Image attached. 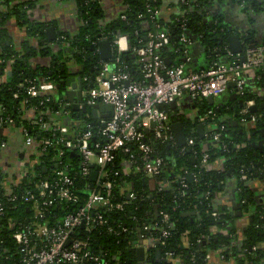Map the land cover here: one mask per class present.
<instances>
[{"label":"built area","instance_id":"1","mask_svg":"<svg viewBox=\"0 0 264 264\" xmlns=\"http://www.w3.org/2000/svg\"><path fill=\"white\" fill-rule=\"evenodd\" d=\"M145 1V13L139 15L144 30V43L141 46H132L127 34H115L111 40V58L108 60L100 58L99 65L93 69V74L86 73L85 64L74 58L80 51L65 42V35L60 36L64 42L59 43L58 32L73 35L77 30L68 31L64 27L57 30V38L51 46L54 49L53 45H56L55 51L63 49L65 58L69 60L67 66L71 68L70 71L76 73L74 77L81 76V82L75 89L81 90V96L77 94L74 100H70L61 93L62 90L57 87L56 81L45 77L40 78L38 83L32 82L26 87L30 97L40 99V105L55 99V111L52 109L48 112H39L38 106H32L24 114L26 119L39 122L41 130L49 131L50 135L39 137L28 135L24 128L11 126L13 119L0 112V128L6 136L0 144V168L3 169L1 161L10 146L9 133L12 130L22 134L26 148L19 162L21 166L16 170L18 172L13 176L5 172L6 176L0 178V194L4 195L0 197V221L6 213L8 202L22 201L28 205L29 212L23 220L8 221V228L11 230L8 239L5 227L0 222V264H10L15 254L19 255V264H121L120 254L110 257V251L102 245L94 248L90 238L97 232L101 237L107 234L119 239L125 237V234L133 233L134 230L138 233L135 234L134 240L128 241V244L135 252L139 247L145 248L144 264H152L149 262L150 251L158 248L164 250L163 255L157 258L159 261L172 260L173 252L166 249L167 238L173 229L170 214L160 211L159 220L153 218L149 222L137 225L119 219L117 216L126 211L128 204H133L137 200V194L129 191L128 199H120L109 166L115 163L120 153H127L128 163L123 168L125 174L136 172L144 174L151 191L174 187L173 181L170 184L169 181L165 183L164 179L158 180L167 170L169 162L158 153L156 143L171 145L177 143L173 128L175 115L193 121V126L184 125L186 143L178 145L179 155L188 153L198 161L197 165L201 172L213 170L207 143L201 151H192L195 133L197 125L202 123L207 126L205 135H211L213 141L218 142L227 129L225 121L220 123L217 120L214 109H208L204 115L200 110L198 114L194 113L195 110L193 113H187L179 104L183 98L188 97L192 108L197 109L196 103L203 99L210 96L217 98L231 90L239 97L245 96L249 80L261 78L257 71L264 74V40L258 43L244 40L242 37V50L238 53L232 52L225 40L221 48L217 46L212 49L203 44L209 51L208 64L202 68H190L189 65L194 60L192 49L194 40L188 31L187 10L181 6L188 4V1L179 0L180 14L176 21H180L182 30L179 36L180 47H170L171 35L160 22L162 20L160 7L152 5L156 0ZM100 2L104 6L105 0ZM232 5L239 10L247 7L244 1ZM219 7L220 3H215L210 6L211 12L207 13L216 16L214 13L216 12L218 16ZM190 8L198 10L195 5H190ZM128 9L129 6L123 0H116L114 18L126 19ZM260 16L264 20V16L262 14ZM217 19L214 22H217ZM105 38V35L101 34L98 42ZM98 42L95 49L100 55ZM168 46L171 53L177 55L175 58L180 57L181 61L170 59V55L164 52ZM219 52H223L226 58H220ZM124 54H132L137 59L135 68L124 60ZM50 62V58L30 59L33 67L49 65ZM63 74L61 71L59 80ZM6 78L5 72L0 82ZM231 83H234L233 89L230 87ZM260 89L264 98V86ZM15 97H18L17 93ZM172 102L177 103V111L170 113L164 106L171 105ZM242 103L239 114L243 121L258 120V117L264 115V109L260 116L251 110L252 106H256L254 99ZM75 104L78 105V109H74ZM99 104L112 105L113 111H101L98 108V115L94 117L92 110ZM85 107L87 111L83 110ZM46 113L51 115L50 121H46L44 117ZM244 146L245 144L241 145ZM50 147L57 150L50 159L54 168L50 172L46 170L45 172H48L46 176H35L32 171L37 160L33 159V156L46 154ZM75 162L78 164L77 169L72 168ZM71 169L74 172H71ZM181 169L182 172L175 175L174 181L180 184L178 191L183 194L188 187L190 175L195 180H198L199 176L190 171L188 166L183 165ZM94 170L97 171L95 180L91 176ZM241 179L250 180L247 173H243ZM129 186L126 185L125 189L128 190ZM17 188L21 190L17 191ZM124 190L120 193L123 194ZM245 202L246 200L242 199L241 203ZM153 207L155 211H159V206ZM193 212H198L196 204L193 205ZM113 213L117 216L112 217ZM130 217L133 221L138 218ZM152 228L160 229L161 235L153 236L150 232ZM217 231L218 229H214V232ZM183 238V244L189 246V241ZM10 243L15 244L17 250L13 251ZM224 250L225 248L207 252L205 260L209 261L216 253L224 258ZM174 262L179 264L178 259ZM137 264L141 262L138 260Z\"/></svg>","mask_w":264,"mask_h":264},{"label":"trees","instance_id":"2","mask_svg":"<svg viewBox=\"0 0 264 264\" xmlns=\"http://www.w3.org/2000/svg\"><path fill=\"white\" fill-rule=\"evenodd\" d=\"M69 5H76L79 24L77 31L71 35L66 32H58L59 43L64 40L60 38L65 35L67 43L73 48L80 51L76 53L74 58L85 64V72L93 74L95 66L99 65L100 55L96 52V45L104 34L106 38L113 40L115 34L124 33L129 36L132 46H141L144 43V30L141 24L140 14L145 13V0H123L129 6L126 12V19L117 17L106 20L105 9L100 0H62ZM188 4L181 5L187 10L188 31L192 36H198L199 39L214 49L222 47V39H226L232 33V29L227 27L224 19L219 15L217 22L211 23L209 27L206 24V16L210 15V6L215 3H224L226 0H187ZM232 4L241 3L244 1L247 5L243 12L252 17V14H262L264 16V0H231ZM39 0H0V78L4 73L11 72V78H6L0 82V112L6 114L13 119V127H21L27 131L28 135L32 136H48L49 131L41 130V125L35 120H29L24 117L26 110L32 106H38L37 111L48 112L55 111L56 101L40 105L39 98H32L26 92V87L33 83H38L39 79L45 77L58 83L59 75L62 71V65L67 66L69 60L65 58L63 49L55 51L47 35V28L51 25L57 27V22L38 21L32 17L33 10L38 7ZM180 4V3H179ZM156 7L162 5L161 0H156L152 3ZM190 5H195L198 10H191ZM254 13H251V11ZM14 21L20 30L25 32V37L21 43V49L15 46L12 32L9 27L10 21ZM163 27L169 30L171 38L169 40L170 47H180L179 36L182 32L180 21H165L160 20ZM214 30V31H213ZM138 32V34H137ZM254 33L251 32L250 38L253 39ZM264 37V36H263ZM248 38V41L251 40ZM34 40H38V45L33 44ZM264 40V38H263ZM37 42V41H36ZM96 42V44H94ZM260 43V42H259ZM209 54L208 49L206 50ZM166 54L170 55V59L181 61L180 57L171 53V48L164 49ZM222 54L223 52H219ZM34 57H42L43 59H51L49 65H37L33 67L30 59ZM70 59V58H69ZM124 60L132 66L137 65V59L132 54H124ZM261 78L259 80H249L248 90L245 96L239 97L243 102L248 99H254L257 109L254 114L260 116L263 114L264 98L255 95L254 87L262 88L264 86V74L257 71ZM18 97H15V94ZM237 104H240V102ZM202 115L208 109H214L217 115V120L223 123L222 107H217L208 99H203L195 105ZM170 113L177 111L171 105L164 106ZM241 108V107H240ZM46 121L52 119L51 115H44ZM241 115L239 114V119ZM259 121L264 120V115L258 117ZM173 120L182 121L185 126H193V121L184 117L173 116ZM209 121V120H208ZM227 129L222 134L220 141L215 142L211 135L203 138L196 130L195 144L192 146V151H201L208 144V151L211 153V161L216 158L224 159V167L222 170L202 171L199 169L197 160L187 153L179 155L178 142L175 145L156 143L157 151L164 156L168 162L167 170L159 176L158 180L169 178L173 180L175 190H155L149 189L147 178L142 173L125 174L123 168L127 165L129 155L120 153L115 163L109 166L112 178L115 182L116 193L120 199H128L129 191L137 194V200L133 204H128L125 212L120 215L112 214V217L124 219L133 225L149 222L151 219H160V211H166L170 214V221L173 224L171 235L167 238L166 249L173 252V257L170 262L159 261L164 250L161 248L152 249L149 255V262L152 264H174L175 260H179V264H208L205 260L207 252H216L225 248L223 255L226 260H234L236 264H264V202L256 200L253 189L248 183L249 180H242L241 175L247 173L249 179L255 178V172L261 171L264 167L258 165L259 160L264 161V156L259 154L255 156V150L249 139L246 140V132L240 129H233L228 121H225ZM196 126V123H195ZM258 128L260 123L258 122ZM56 134H58L56 132ZM6 139L3 129L0 128V144ZM245 144L244 147H241ZM47 153L40 156H33L37 162L33 166L32 173L35 176H46L45 172L51 171L54 164L51 158L57 150L48 148ZM188 166L190 171L196 173L198 180L192 178L188 180V187L181 194L178 189V184L175 175L182 172L181 167ZM47 168L46 170L44 168ZM253 167V170H249ZM77 169L78 164L72 166ZM71 172H74L71 169ZM172 176L170 178V176ZM6 176L5 171L0 168V178ZM30 176V175H28ZM230 177H236L238 187V199L241 203L245 199V203H241L242 215H248L246 225L239 230L236 225L237 214L232 211H227L219 208L216 205L214 197L222 188L225 180ZM259 177V176H258ZM126 185H130L128 190ZM125 189V190H124ZM130 189V190H129ZM21 188H17L20 191ZM124 190V193H120ZM84 193V192H83ZM207 193V194H206ZM152 194V196L150 195ZM0 197H4L3 193ZM197 205V210L194 215H188L193 212V205ZM153 205H157L159 211H155ZM28 205L22 201L8 202L6 213L1 218V224L5 227L7 239L11 230L8 228L10 219H25L28 214ZM130 216H137V220L133 221ZM108 219L110 217L108 216ZM214 229H218L214 232ZM153 236H160L161 231L157 228L150 230ZM242 232V234H240ZM125 234V237L119 239L111 235L104 234L99 236L97 232L92 234L90 241L93 247L96 248L99 244L110 251L109 256L116 254L121 255V264H137V254L134 249L130 248L128 241L134 240L135 234ZM183 237L189 241V246L183 244ZM127 239V241H126ZM10 247L17 250L15 244L10 243ZM156 250H159L160 256H156ZM113 263V259L111 258ZM10 264H19V255L15 254Z\"/></svg>","mask_w":264,"mask_h":264},{"label":"crops","instance_id":"3","mask_svg":"<svg viewBox=\"0 0 264 264\" xmlns=\"http://www.w3.org/2000/svg\"><path fill=\"white\" fill-rule=\"evenodd\" d=\"M61 0H39L38 7H36L33 11L32 17L38 21H48V18H53L57 22V30L59 28H65L66 30L75 31L77 30V25L79 24V18L77 15V8L76 5H69L64 1L60 2ZM162 5L160 6L161 11V18L165 21L174 22L177 20L180 14V7H179V0H161ZM116 0H105V18L106 20L113 19L116 15ZM219 15L224 19V22L227 27L232 29V33H238L241 37L245 39L250 38L251 32L254 34V38L251 39L253 42H261L264 36V20L260 16V14H252V17L248 14L244 13L243 10H239L232 5L230 0H226L224 3L220 4L219 7ZM216 16L211 13L210 15L206 16V24L211 26V23H214V20L218 18L217 13L214 12ZM215 18V19H214ZM9 27L11 30V34L13 37V41L17 47L21 46V43L25 37V32L20 30L16 23L12 20L9 23ZM194 43L192 45V49L194 52V60L189 65L190 68H202L203 66L208 64L209 61V54L207 53L206 49L204 48V43L199 39L198 36H192ZM37 40H34L33 44H36ZM251 41V42H252ZM225 43L227 41L225 40ZM243 41L241 40V46ZM228 47L229 44L227 43ZM221 48V47H220ZM230 48V47H229ZM231 50V48H230ZM232 51V50H231ZM220 58H226L224 54L219 55ZM252 81V79H250ZM232 89L234 87H231ZM253 90L255 91V95L261 96L262 91L258 87H254ZM235 92L231 90L230 92L215 98L214 104L217 107H222L225 111H223L224 115L222 119L224 121H228L230 126L233 129H240L246 132L247 136H250L254 129H257L258 123L256 120L249 119L247 121H243L241 118L239 119L240 113V98L237 96L235 97ZM188 97L183 98L179 106L183 108L184 111H189V109L195 110L196 114H198L199 109L192 108V104ZM207 130V126H205ZM261 127V126H260ZM206 133V131H205ZM10 137V146L8 150L5 151L3 155L1 165H3V170L11 174L12 176L15 175L19 170L21 164L19 163L23 157V154L26 150L23 136L19 131L12 130L9 133ZM261 134H258L257 139H260ZM264 166V164H263ZM224 167V160L220 158H216L212 161V169L213 170H222ZM258 176L255 178H251L248 183H250L253 193L256 197V200L260 202H264V167L261 171H258ZM170 176V175H169ZM172 176H170L171 178ZM169 183H171L172 178L168 179ZM237 179L236 177H230L225 180L222 188L216 193L215 202L216 205L227 211H232L237 214L238 211H241V203L238 199V187H237ZM248 215L245 213L244 215L238 216L236 219V225L239 226V230H241L247 223ZM242 234V232L240 233ZM243 235V234H242ZM147 241V240H145ZM208 264H236V262L232 259L226 260L222 258L218 253L213 254L211 259L208 261Z\"/></svg>","mask_w":264,"mask_h":264},{"label":"water","instance_id":"4","mask_svg":"<svg viewBox=\"0 0 264 264\" xmlns=\"http://www.w3.org/2000/svg\"><path fill=\"white\" fill-rule=\"evenodd\" d=\"M47 35H48V40L50 42L55 41L56 38H57V27L54 26V25L49 26L47 28ZM225 40L229 44V47L231 48L232 52L238 53V52H240L242 50V46H241L242 37H241L240 34H238V33L230 34V35L227 36V38ZM220 42L223 43L224 39H222ZM36 45H38V40H37ZM252 45H254V44H252ZM98 50H99L101 59H103V60L110 59L111 58V54H112V44H111L110 39L105 38V39L100 40L98 42ZM167 61L169 62V59ZM70 70H71V68L69 66L66 67L65 65H63L62 72L64 74L61 76V79L58 80L57 87L62 90L61 93L63 95L68 96L70 100H74V96L75 95L78 94L79 96H81V90H79V91L75 90V89H77L79 83L81 82V76H78L77 78L74 77L76 73L73 72V71H70ZM11 75H12V73L8 72L7 73V78L10 79ZM76 79H77V81H76ZM230 87H234V83H231ZM234 95H235V97H237L236 94H234ZM79 99H80V97H79ZM208 100L211 103H214L215 98L210 96V97H208ZM239 102H240V106H242L243 105L242 100H239ZM171 106L176 108L177 107V103L176 102H172ZM73 107H74V109H78V105L77 104H75ZM98 108L101 111H109V112L113 111V106L112 105L99 104V105H96L94 107V109L92 110V113H93L94 117H97V115H98ZM256 109H257L256 106H252L251 107L252 111H255ZM83 110L87 111V108L85 107ZM106 116H108V114H106ZM68 118L69 117H67V119ZM258 122L260 123L261 127L257 128V129H254L252 131L251 135L246 137V140L247 139L250 140V142H251V144H252V146H253V148L255 150V156H258L259 154L264 156V120L263 121H259V119H258V120H256V123H258ZM173 128H174V131H175V134H176V140L178 142V145L179 146L184 145L186 143V133H185V130H184L183 122L182 121L174 122L173 123ZM197 131L199 132V134L203 138L205 137V126H204V124L199 123L197 125ZM258 134H261L262 138L257 139ZM193 160H194V158H193ZM262 164H264V161L263 160H259L258 161V165H262ZM44 169L46 170L47 168L45 167ZM249 170H253V167H250ZM255 174H256V176H259L258 172H255ZM91 176H92L93 180H95L96 176H97V171L94 170L92 172ZM168 179L169 178H165L164 182L167 183ZM190 180H192V175H190ZM174 189L175 188L172 187V186H169L168 188H165V190H174ZM84 192H88V191H84ZM194 214H195L194 212H189L188 213V215H190V216H192ZM237 215L241 216L242 212L238 211ZM136 253H137V259L141 262V264H144L145 263V256H144L145 255V248L144 247L137 248L136 249ZM156 256L157 257L160 256L159 250H157Z\"/></svg>","mask_w":264,"mask_h":264},{"label":"rangeland","instance_id":"5","mask_svg":"<svg viewBox=\"0 0 264 264\" xmlns=\"http://www.w3.org/2000/svg\"><path fill=\"white\" fill-rule=\"evenodd\" d=\"M107 1H109V0H107ZM116 6L114 5L113 7H111L112 9L113 8H115ZM115 9H113V11H114ZM53 20V18H48V21H52ZM78 26V25H77ZM53 47H54V49H56V45H53ZM190 112H192L193 113V110L192 109H189V111H187V113H190ZM195 113V112H194ZM195 115V114H194ZM185 116H186V114H185ZM207 147H208V145H207Z\"/></svg>","mask_w":264,"mask_h":264}]
</instances>
